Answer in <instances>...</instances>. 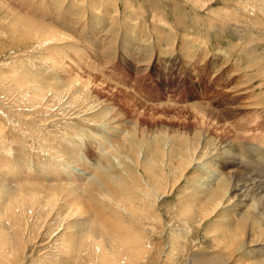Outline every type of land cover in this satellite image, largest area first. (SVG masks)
Wrapping results in <instances>:
<instances>
[{"label": "rangeland", "instance_id": "obj_1", "mask_svg": "<svg viewBox=\"0 0 264 264\" xmlns=\"http://www.w3.org/2000/svg\"><path fill=\"white\" fill-rule=\"evenodd\" d=\"M196 1L193 8L183 0H0V83L6 80L0 84L2 125L4 119L9 117L2 112L9 111L7 103L13 100L16 105L25 106L26 102L13 91L15 88L30 91L32 87L46 94L47 98L51 89L62 91L66 83H71L72 76L77 75L80 80L89 81L91 89L90 93L85 94L91 104L81 106L80 98H76L71 102L73 106L70 103V106L61 108L64 115L79 111L80 119L70 120L66 117L55 124L49 123L45 114L38 117L32 111L16 109L17 115L29 113L35 117V121L24 122L27 123L28 132L20 124L21 120L16 122L17 118L8 112L14 118L5 124L7 141L0 138V160L8 163L0 170L1 174L4 172L5 180L4 188L0 187V264H101L96 256L98 252L89 256L93 251L89 249L92 243L90 239L95 237L102 240L104 247L116 251L123 247L121 252L131 255V251L121 242L136 237L147 251L142 264H149L150 261L152 264L154 259H157L154 264H163L160 258L165 254L174 264H179L195 250L196 253L206 252L213 239H219L220 235L216 237L213 231L221 226V221L230 230L237 227L238 213L228 208L226 203L221 204L217 215L211 213L213 200L205 184L209 181L212 188L213 181H221L222 163L226 162L222 144L230 142L238 133L246 139L264 134V65L254 64L259 61L255 58L260 52L253 53L249 47L253 44L263 50L264 18L261 15L255 18L247 15L245 18L243 15V19L251 23L258 19V22L255 21L257 24L253 22L254 25L244 21L247 27L256 29V36L246 37L247 41L240 39L238 31L220 23L221 20L209 12L219 7L230 11L237 7L235 2L231 6L225 4L224 0L209 5L205 4L208 0ZM209 23L214 27L210 28ZM48 25L67 38L49 41V44H45L48 47L43 45L36 48V43L29 41L30 38L26 39L24 35L27 34L22 33ZM26 84H29L28 87ZM62 97L64 100L60 104L74 98L65 93L60 94L59 98ZM95 110L97 112L90 117L96 122L95 126L86 120L81 121L82 117ZM225 111L232 115H226ZM104 112L111 113L112 119L101 121L99 113ZM212 115L219 116L224 122L216 124ZM37 120L42 122L37 123ZM130 121L139 124L141 133L138 139H142L141 135L147 138L130 141L132 154L143 161L134 164V160L122 152V156H109L111 171L106 173L102 169L99 173L104 162L99 154L107 155L115 148L110 146L107 139L119 142L132 139L125 128V122ZM72 131L80 134L73 132L72 135ZM81 135L83 141H80ZM40 139H45L47 144L49 142L48 145L44 143V147L51 148L53 154L60 151L61 145H66L69 149L63 153L68 156L75 146L70 142H82V150L77 151V155H86V161H92L87 171L91 175L85 173L87 181L94 177L92 174H100L105 185L102 197L122 194L120 202L131 211L130 207L133 206L136 216L133 218L128 212L120 211L113 205L114 202L101 200L102 197L91 199L93 203L87 202L83 212L75 213L64 205L69 199L66 198L67 193L62 195L64 200H61V197H49L46 192L17 197L7 192L5 187L8 186L14 190L11 182L13 176L24 179L26 175L33 179L31 185L39 184L47 188L58 182L53 175L56 170L62 172L63 181L68 180L64 173L68 169L71 172L74 170V174H82L75 162L65 156L61 160V157L59 159L48 154L47 149L40 148ZM199 139H202L200 144ZM143 141V148L138 150ZM236 150L239 153L238 158L235 156L237 164L240 167L247 164L250 171L245 172V175H249L242 180V187L246 189L245 183L249 186L253 179L262 174L264 176L261 171L264 167V149L254 148L245 153L240 148L236 147ZM161 154L164 157L158 158ZM248 156H252V162ZM188 162L192 166L189 167ZM147 163H154L155 168L164 171L162 181L157 178L158 174L146 170ZM59 165H62L60 171ZM11 169L14 173L10 174ZM152 176L156 182L162 183L161 191L167 192L159 200L153 197L154 202L148 209L146 203L149 200L146 201L139 188L147 183L153 184ZM249 187L253 188L254 185L250 183ZM16 203L22 204L19 206ZM203 205L205 210L202 209ZM186 206L189 213L186 210L182 213ZM143 210L149 212V219L139 213ZM198 212L206 217L203 218ZM215 219H218L216 226ZM97 223L102 226L97 227ZM116 230L119 232L114 233ZM257 252L261 257H255L251 251L248 259H245L263 262L264 253L259 249ZM240 259L241 262L237 264L246 262ZM122 263L126 264L124 261Z\"/></svg>", "mask_w": 264, "mask_h": 264}, {"label": "bare ground", "instance_id": "obj_2", "mask_svg": "<svg viewBox=\"0 0 264 264\" xmlns=\"http://www.w3.org/2000/svg\"><path fill=\"white\" fill-rule=\"evenodd\" d=\"M185 2H188L193 8L196 7V0H183ZM219 0H208L207 3L205 4H211L212 2H216ZM225 4L227 3L228 5H231V3L235 2L234 4H237V7L235 9H231L229 10H225V9H214L209 10V12H212L211 14L215 15L216 18H218L220 21V23H225V26L232 27L233 30H236V32L238 31L241 35L240 39H246L250 36H253L255 33L254 27H247L245 22V19H243V15H245V18L247 15H249L250 17L254 16L253 18L256 17V15H261L264 18V0H224ZM1 3V2H0ZM204 3V2H203ZM212 3V4H213ZM5 6V5H4ZM232 6V5H231ZM2 8V7H1ZM201 8V7H200ZM203 8V6H202ZM201 8V9H202ZM229 8V7H227ZM226 8V9H227ZM13 11V10H12ZM1 12V11H0ZM2 12H4L2 10ZM4 14V13H3ZM260 16V17H261ZM258 17V16H257ZM262 18V17H261ZM248 19V18H247ZM257 19V18H256ZM49 20V19H48ZM78 20V19H77ZM252 20V18H251ZM258 20V19H257ZM255 20V21H257ZM261 20V19H259ZM7 21V20H6ZM210 21V20H209ZM245 21V22H244ZM253 21V22H255ZM4 22V21H3ZM215 22V21H214ZM252 22V23H253ZM258 22V21H257ZM263 22V21H262ZM79 23V22H78ZM249 25H254V23L252 24L251 21L248 22ZM256 23V22H255ZM261 23V22H260ZM2 23H0L1 25ZM12 24V23H11ZM26 24V23H25ZM24 24V25H25ZM43 24V23H42ZM213 24V23H212ZM216 24V23H215ZM245 24V25H244ZM257 24V23H256ZM40 25V24H39ZM211 27V24H208ZM238 26V28H235V26ZM248 25V24H247ZM259 25V23H258ZM27 26V25H26ZM220 25H217L216 27H218ZM223 26V25H222ZM224 26V28H225ZM247 28H245V27ZM18 27V26H17ZM20 27V25H19ZM25 27V26H24ZM23 27V28H24ZM215 27V28H216ZM260 27V26H259ZM258 27V28H259ZM263 27V26H262ZM2 28V27H1ZM35 28V27H34ZM18 29V28H17ZM28 30V28H27ZM234 32V31H233ZM259 32V31H258ZM261 32V30H260ZM2 33L3 30H2ZM1 33V34H2ZM24 34V37L30 38L29 41L31 40L32 42H35L36 44V48H39V46H46L48 47L49 45H45V44H49V41H53V40H62V39H66L67 36L64 35L62 32L58 31L57 29H54L53 27H51L50 25H48L47 27L45 26H41V27H37L35 28L32 32L28 33V32H22ZM21 33V34H22ZM235 33V32H234ZM66 34V33H65ZM260 35V33H259ZM262 35H264V32L262 33ZM62 36H65L64 38H61ZM256 36V35H254ZM33 37V38H32ZM247 37V38H246ZM254 38V37H253ZM264 38V37H263ZM249 39V38H248ZM192 40V39H191ZM264 40V39H263ZM248 41V40H247ZM255 41H258L255 40ZM54 42V41H53ZM253 42V41H251ZM261 42V41H260ZM77 43V42H76ZM243 43V42H242ZM245 43V42H244ZM250 43H248L249 45ZM255 44V43H254ZM259 44V43H258ZM253 44L249 45L250 48H252V52H257L259 50L260 54L258 57H256L255 59H258L259 61L254 62V64L257 63V65L262 66L264 65V52H262L264 50V45H263V50H261L260 48H256L254 47ZM257 45V44H256ZM34 46V45H33ZM246 46V45H245ZM259 47H261L259 45ZM243 49V48H241ZM81 50V49H80ZM250 50V49H249ZM250 50V51H251ZM249 52V51H248ZM88 53V52H87ZM219 54V53H218ZM247 55H250L249 53ZM254 56V55H253ZM56 57V56H55ZM189 57V56H188ZM60 59V57H59ZM59 64V63H58ZM235 69V68H234ZM145 72V71H144ZM18 75V74H17ZM2 76V75H1ZM14 76V75H13ZM20 76V75H19ZM24 76V75H23ZM21 77V76H20ZM25 77V76H24ZM72 81L71 83H66L65 88L62 91H54L53 89H51L48 93H50V96L46 98V94H42L41 92H39V90H35L32 89L31 85V89L28 92L25 88H13L14 92H16L19 96V98L23 101H25V106H20V105H16L14 103V101L12 100V102L7 103L8 107L7 109H9L8 112H12V114L15 116V118H17V120H15L16 122L21 120L20 124L22 126H24L25 129H27V131L29 132L28 128L26 127L27 123L24 122H30V120H34L35 121V117L31 116V114H29L31 111L33 112V114H36L38 117L42 114H45L48 116V120H50L49 123H55L58 124V122L63 121V119H65L66 117H69L68 119H80L78 118V116H80V112H72L71 114L67 113V115H64L62 112V107H66V106H70V103L75 100L76 98H80L81 100V106H83L84 104H91V101L89 98L86 97L85 94L90 93L91 89H89L90 83L87 80H80L79 77L77 75L72 76ZM19 78V77H18ZM9 79V78H8ZM24 79V78H23ZM27 79V78H26ZM21 80V79H20ZM2 81H6L1 80ZM11 81V80H9ZM17 81V80H16ZM19 81V80H18ZM14 83V80L12 81ZM0 83V84H1ZM25 83V82H24ZM10 84V83H9ZM17 84V83H16ZM23 84V83H22ZM21 84V86H22ZM8 85V84H7ZM14 85V84H13ZM25 86V84H23ZM27 87L29 84H26ZM18 86V84H17ZM67 88V89H66ZM12 89V88H10ZM7 90V89H6ZM42 90V89H40ZM3 92V90H1ZM6 93V91H5ZM65 93V95H70V97H74V98H68L66 99L64 102H62L60 104L61 101L64 100V97L59 98L60 94ZM15 94V93H13ZM9 95V94H8ZM12 95V94H11ZM58 96V97H54V96ZM10 97V96H9ZM12 97V96H11ZM51 97V99L49 100V98ZM256 98V97H255ZM10 100V99H9ZM55 100V101H54ZM19 101V100H17ZM135 101V100H134ZM23 104V103H22ZM60 104V105H58ZM1 106H3V104H1ZM71 106H73V103H71ZM169 106V105H168ZM5 107V105H4ZM24 107H28L24 108ZM55 108V109H54ZM76 108V107H75ZM195 108H197V106H195ZM6 109V108H5ZM16 109H20L21 111L24 110V112H29L28 114H16L17 111ZM103 109V108H102ZM89 110H92L91 108H89ZM200 111V109H199ZM4 114H6L7 116H9L8 118L4 119V125H2L0 123V138L4 139L5 141H7V137L4 135V128H5V124L11 119L14 118L13 116L10 115V113L6 112V111H2ZM71 112V110H70ZM94 112H97V110L93 111L90 115H87L86 117H82L84 121H87V123L91 124L92 126L96 123L94 122L92 119H90V117L94 114ZM99 112V111H98ZM235 112V111H234ZM105 113V112H104ZM99 113V117L100 120L102 121V119H107L108 118L111 120V113ZM226 115L230 114L229 111H225L224 112ZM233 113V112H232ZM85 114V113H84ZM104 114V115H103ZM114 114V113H112ZM215 114V113H214ZM96 115V114H95ZM232 115V114H230ZM113 116V115H112ZM212 117L215 118V123L219 124L221 122H224L222 120V118L219 119V116H213ZM223 117V116H222ZM225 117V116H224ZM227 118V117H226ZM117 119V118H116ZM47 120V119H46ZM105 120V121H107ZM133 120V119H132ZM32 122V121H31ZM39 122V120H37V123ZM42 121H40L39 123H41ZM94 122V123H93ZM112 122V121H111ZM114 122V121H113ZM46 123V122H45ZM127 124V126L125 128H127L128 130V136L132 137V139L126 138V140H122V141H113L112 138H108L107 140L109 141L110 146H115L114 148V152H108L107 155L104 153H100L99 154V158L101 161L104 160V162H102V166L100 167V171L101 170H105L106 173H108L109 171H111V165H110V157L112 156H117L120 155L122 156V152L125 154V156H130L134 161V164H139V161H143V159H140L139 157L136 156V154H132L133 148L130 146V141L134 140V139H138L139 135L141 133L140 128H139V124L138 123H133L132 121L130 122H125ZM96 125V124H95ZM94 125V126H95ZM103 125V124H102ZM107 125V124H105ZM17 126V125H16ZM40 126H43L40 125ZM39 127V126H38ZM103 127V126H102ZM106 128V127H104ZM19 130V129H17ZM31 130V129H30ZM35 130V129H34ZM73 130V129H72ZM107 130V129H106ZM108 131V130H107ZM115 131V130H114ZM20 132V131H19ZM78 132V131H72V133ZM123 132V130H122ZM121 132V133H122ZM32 133V132H31ZM74 133L72 135H74ZM79 133V132H78ZM109 133V132H107ZM80 134V133H79ZM118 134V133H117ZM120 134V132H119ZM234 134V133H233ZM239 134V133H238ZM236 135L235 138H233L230 142L228 143H224L222 144V151L224 154V157L226 159H224L226 162L222 163V168L223 170L220 173L221 177L219 180H221L220 182L218 181H213L212 186L214 185V187L211 188L210 182L206 181L207 183L205 184V188L206 190L209 189V191H211L209 193V196H211V199L213 200V204L211 205V213H215L216 211L219 209V207L221 206V204H227V206H229L228 208H232L234 209L237 213H238V222L236 224V228L233 230L228 229L227 227H225V225L223 224V222L221 221V226L219 228H216L215 234L216 237L219 236V239L216 240V238L213 239V243L211 244L210 248L202 252H198L196 253V250L194 252H192L191 254L187 255L186 258L181 261L179 264H237L239 262H241L243 258V260L248 259L247 255L249 252L252 251V255L254 254L255 257L260 256L257 252V250L259 249L260 252L264 253V176L262 174L261 177H258L256 180L253 179L250 183L252 185H254V187H249L247 185V183H245L246 189H243V184H242V180L245 179L244 176L247 179V176L249 174L245 175V172H249V169L247 168V164L243 165L242 167H240V165H238V157H239V153H237L236 147L237 149L240 148L241 152L245 153L246 151H250L254 148H257L259 150L264 149V134L261 135H257V136H250L249 138H245L243 136H239ZM78 135V134H77ZM95 135V134H94ZM145 135V134H144ZM80 136V135H79ZM78 136V137H79ZM99 136V135H98ZM102 136V135H101ZM200 136V135H199ZM76 137V135H75ZM121 137V136H120ZM142 139H138L139 141H142L143 139H145V137L143 135H141ZM38 137H36L37 139ZM77 138V137H76ZM117 138V137H116ZM119 138V137H118ZM196 138V137H195ZM205 138V137H204ZM78 139V138H77ZM83 137L81 135L80 141L82 140ZM97 139V138H96ZM106 139V137H105ZM147 139V138H146ZM145 139V140H146ZM150 139V138H148ZM116 140V139H115ZM202 139H199V144L201 142ZM236 140V141H234ZM38 141V140H37ZM98 141V140H97ZM107 141V143H108ZM206 141V140H205ZM238 141V142H237ZM3 142V141H2ZM40 143V148H45L44 147V143H45V139H40L38 141ZM47 142V140H46ZM69 142H67L68 144ZM73 143V145L75 144V146L73 147L74 149L71 151V153L68 155L64 154L63 151L65 152V150H68L69 148L66 147V145H61L62 147L60 148V151H58V149L56 151H58L56 154L51 153V148H45L47 149L46 152H48V154H53L54 156H56L57 158L61 157V160L63 158V156L66 157V159L72 161L73 163H76V166L80 168V171L82 172V174H80V172H78L79 174H74V170L71 172V170L69 171L66 170L64 173L68 176V180L63 181L64 178L61 177V173L62 172H54L53 175H55V181L58 180V182H55L52 186H45L47 188H44L43 186L38 185H31V182L33 181V179H31L30 177L25 175V178L22 179L19 176H13L12 178V184H13V188L14 190H12L9 186L8 188L5 187V190H7V192H9L11 195H13L14 197L18 196V195H22V194H27L31 195L32 193H36L38 194L39 192H46V194L52 195L53 197L56 196L57 199H59L58 197H61V200H64V197H62V195L65 193L68 194V197L71 201L67 200V203L65 202L64 205H66V208L71 209L72 212L75 211V213H80L83 212L85 209V206L87 205V202L93 203L91 201V199L93 198H101L102 195L104 194V188L105 185L104 183L101 181L100 177L101 175H97L96 174H92V176H94L93 178H91L90 182L89 179L87 181L88 176L91 175V173L87 172L89 170V166L90 164H92V161L89 160V162H87L86 160L88 159L87 157L84 158L85 156H81V155H77L79 153H77V151H80L82 149L81 144L82 142L77 143V141L75 142H70ZM138 143V142H137ZM142 143V142H141ZM144 141L142 144L139 145L141 150L143 148L142 145H144ZM188 143V142H187ZM197 143V141H196ZM46 145L48 144L45 143ZM102 144V143H101ZM83 145V144H82ZM138 145V144H137ZM190 145V144H189ZM238 145V146H236ZM50 146V145H49ZM68 146V145H67ZM104 146V143H103ZM102 146V148H103ZM106 146V145H105ZM187 146V145H186ZM216 146V145H215ZM8 147V146H7ZM12 148V147H11ZM36 148V147H35ZM86 148V147H85ZM101 148V147H100ZM101 148V149H102ZM77 149V150H76ZM84 149V148H83ZM99 149V148H98ZM154 150V148H152ZM193 149V148H190ZM107 150V149H106ZM108 151V150H107ZM190 151V150H189ZM188 151V152H189ZM196 151V150H195ZM239 151V150H238ZM76 152V153H75ZM141 152V151H140ZM194 152V151H193ZM254 152V151H253ZM166 153V152H165ZM262 153V152H261ZM260 153V154H261ZM189 154V153H188ZM191 154V151H190ZM255 154V153H254ZM167 155V153H166ZM251 155V154H249ZM162 156L158 155V158ZM237 156V158L235 157ZM254 156V155H253ZM264 156V155H263ZM164 157V156H162ZM185 157V156H184ZM190 157V156H189ZM193 157V156H192ZM203 157V156H202ZM223 157V158H224ZM178 158V157H177ZM194 158V157H193ZM201 158V157H200ZM199 158V159H200ZM60 159V158H59ZM252 156H248V160L252 162ZM262 159V158H261ZM3 160V161H2ZM0 160V170L2 168H5L6 166H8L7 162L2 159ZM166 160H168L167 158L165 159V162H167ZM182 160V159H181ZM186 160V159H185ZM259 160V159H258ZM41 161V160H40ZM146 161V160H144ZM152 161V160H151ZM189 161V160H188ZM254 161V160H253ZM260 161V160H259ZM21 162V161H20ZM61 162V161H60ZM71 162V163H72ZM162 162V159H161ZM216 162V161H215ZM255 162V161H254ZM261 162V161H260ZM95 163V162H94ZM259 163V162H258ZM5 164V165H3ZM10 164V163H9ZM68 164V163H67ZM70 164V163H69ZM80 164V165H79ZM63 165V164H62ZM62 165H59V171L60 168L62 167ZM94 165V164H93ZM99 165V164H98ZM191 162H188V166L190 167ZM209 165V164H208ZM65 166V165H64ZM146 170H148L149 172H155V174H158L159 176L157 178H159L160 181H162V179L165 177V173L164 171H161V169L159 170L158 168H155V164L152 163V165H149L147 163V165H145ZM192 166V165H191ZM249 166V165H248ZM259 166V165H258ZM261 166V165H260ZM27 167V166H26ZM68 167V166H66ZM93 167V166H92ZM157 167V166H156ZM178 167V166H177ZM188 167V168H189ZM46 168V167H45ZM71 168V167H69ZM253 168V167H252ZM7 169V168H6ZM10 169V168H9ZM19 169V168H18ZM65 169V168H64ZM78 169V168H77ZM183 169V167H182ZM248 169V170H247ZM12 170V169H11ZM76 170V169H75ZM255 170V169H254ZM260 170V169H259ZM13 171V170H12ZM11 173H14L13 172ZM54 171V170H53ZM113 171V170H112ZM261 171L264 172V167L263 170L261 168ZM42 172V171H41ZM181 172V171H180ZM215 172V171H214ZM44 173V172H43ZM52 173V171H51ZM77 173V172H76ZM88 174V176L86 174ZM4 174V172L2 173ZM0 172V187L2 186V188H4V177ZM17 174V173H16ZM22 174V173H21ZM42 174V173H41ZM184 174V173H183ZM21 176V175H20ZM37 176V175H36ZM38 177V176H37ZM185 177V176H184ZM217 178V176H216ZM255 178V177H254ZM51 179V178H50ZM152 180H153V184H149L147 183L144 186H141L139 188V191L142 193V195L146 198V201H148L146 203V205L148 206V209L151 208V203L153 204V197L157 198V200L161 199V197H165L166 192L167 191H161L160 187H162V183L156 182V179L154 176H152ZM35 181V180H34ZM63 181V182H62ZM87 181V182H86ZM23 182V183H22ZM218 182V183H217ZM9 183V182H8ZM69 183V184H68ZM201 183V182H200ZM212 183V182H211ZM221 183H223V185H220ZM23 184H26L25 186ZM36 184V183H35ZM29 185V186H27ZM119 185V184H118ZM168 185V184H167ZM27 186V187H26ZM36 186V187H35ZM68 186V187H67ZM35 187V188H33ZM167 187V186H165ZM28 191H27V190ZM111 189V188H110ZM167 189V188H166ZM4 190V192H5ZM31 190V191H29ZM44 190V191H41ZM122 190H124V188H122ZM245 190V191H244ZM126 191V190H125ZM131 191V190H130ZM38 192V193H37ZM134 192V191H133ZM102 193V195H101ZM200 193V192H199ZM3 194V193H2ZM61 195V196H60ZM6 196V195H5ZM3 195V197H5ZM122 196V194H118L117 197L115 196H104L101 198V200H108L110 202H114L113 205L119 209L122 212H128L127 214L132 216L133 218L136 216L135 211L133 206H131L130 208L131 210H128V208L125 206V204H123L122 202H120V197ZM208 196V195H207ZM23 197V196H21ZM20 197V198H21ZM202 197V196H201ZM2 198V196H1ZM126 198V197H125ZM208 197H206L207 199ZM6 199V198H5ZM14 199V198H13ZM24 199V198H22ZM202 200V199H201ZM6 201V200H5ZM8 201V200H7ZM24 201V200H23ZM26 201V200H25ZM27 201H31V200H27ZM40 201V200H39ZM126 201H128L126 199ZM16 202V201H15ZM14 202V203H15ZM22 202V201H21ZM32 202V201H31ZM37 201H35L36 203ZM192 202V201H191ZM12 203V202H11ZM30 203V202H29ZM42 203V202H41ZM39 203V204H41ZM150 203V204H149ZM18 204V203H16ZM22 204V203H20ZM20 204H18L20 206ZM31 204V203H30ZM10 205V203H9ZM17 205V206H18ZM33 205V204H32ZM31 205V206H32ZM93 205V204H92ZM184 205V204H183ZM187 205V204H185ZM1 206V205H0ZM11 206V205H10ZM193 206V205H192ZM226 206V207H227ZM6 207V206H5ZM9 207V206H8ZM190 207V206H189ZM17 208V207H16ZM15 208V209H16ZM1 209V208H0ZM10 209V207L8 208ZM19 209V208H18ZM192 209V208H191ZM194 209V208H193ZM203 210H205V205H203L202 207ZM209 209H210V205H209ZM188 211L187 213H189L188 207L186 206L184 208V210L182 211V213H184V211ZM7 211V210H6ZM14 211V210H13ZM22 211V210H21ZM19 211V212H21ZM69 211V210H68ZM2 212V211H1ZM10 212V211H9ZM203 212V211H201ZM12 213V212H10ZM67 213V212H66ZM141 215H145V219H149L150 218V214L148 211H141L139 212ZM200 213V212H198ZM210 213V214H211ZM5 214V213H4ZM9 214V213H8ZM7 214V215H8ZM50 214V213H49ZM209 214V213H208ZM206 213V215H208ZM3 215V213H2ZM10 215V214H9ZM8 215V216H9ZM76 215V214H75ZM85 216V214H83ZM97 215V214H96ZM200 215L204 218L206 216H203L202 213H200ZM217 215V214H216ZM57 216V215H56ZM73 216V215H72ZM79 216V215H78ZM77 216V217H78ZM89 216V215H88ZM87 216V217H88ZM3 217V216H2ZM13 217V216H12ZM74 217V216H73ZM86 217V218H87ZM91 217V216H89ZM95 217V216H94ZM6 218V217H5ZM8 218V217H7ZM72 218V217H70ZM84 218V217H83ZM99 218V217H98ZM208 218V217H207ZM56 219V218H54ZM85 219V218H84ZM88 219V218H87ZM90 219V218H89ZM93 219V218H92ZM96 219V217H95ZM98 220V219H97ZM135 222L138 224V221L136 219H134ZM216 220V225H218V219ZM220 220V219H219ZM79 221V220H76ZM152 221V220H151ZM3 222V221H2ZM77 223V222H76ZM95 223V222H94ZM80 224V223H79ZM86 224V222H85ZM90 224V223H89ZM96 224V223H95ZM105 224V223H104ZM70 225V223H69ZM97 227L102 226V225H96ZM224 226V227H223ZM81 227V226H80ZM89 227V226H88ZM84 228V227H83ZM90 229V227H89ZM86 230V229H85ZM149 230V229H148ZM77 231V230H76ZM119 232L118 230H116L114 233ZM78 233V232H76ZM79 234V233H78ZM82 234V233H81ZM213 234V235H215ZM254 234V235H253ZM96 235H94L95 237ZM86 239L87 236H85ZM92 238V237H91ZM132 240H126L124 242H121L129 251H131L132 255L129 252H121L122 249L124 250V248L122 247L120 249V251H116L113 250L112 248L109 249V247H104L103 246V242L102 240H100L99 238H94L93 240L90 239L91 245H89V249H93V251H90L89 256H93V253H97L96 256H98V258L101 260V264H123L122 262L124 261L126 264H142V262L144 261V259L146 257H144V255H147V251L146 248L143 246V244L141 243V241L138 238H134L131 237ZM75 240V239H74ZM77 240V238H76ZM89 241V240H88ZM134 241V243L132 242ZM120 243V244H121ZM66 245V244H65ZM3 246V245H2ZM64 246V245H63ZM104 247L103 249H101V247ZM166 246V245H165ZM197 246V245H196ZM65 247V246H64ZM206 249V248H204ZM83 250V249H82ZM203 250V249H202ZM163 253V252H162ZM170 255V252H169ZM133 257V260H132ZM169 256H167L165 254L164 257L160 258L163 264H174L172 261H170L168 259ZM261 257V256H260ZM96 258V257H95ZM246 258V259H245ZM93 260V259H92ZM112 262H111V261ZM175 260V259H173ZM251 260V259H250ZM246 260L245 263L243 264H264L263 262H254L253 260ZM177 261V260H175ZM154 264L155 262H157V259H154L152 261ZM149 264H151V261L148 262ZM176 263V262H175Z\"/></svg>", "mask_w": 264, "mask_h": 264}]
</instances>
